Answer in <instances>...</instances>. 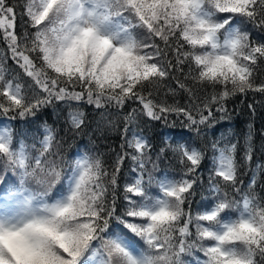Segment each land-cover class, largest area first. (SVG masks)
<instances>
[{
	"label": "snow or ice",
	"instance_id": "snow-or-ice-1",
	"mask_svg": "<svg viewBox=\"0 0 264 264\" xmlns=\"http://www.w3.org/2000/svg\"><path fill=\"white\" fill-rule=\"evenodd\" d=\"M252 30L264 33V0H0V117L25 119L64 102L79 129L84 113L73 102L122 109L137 101L151 120L183 117L199 134L214 121L213 105L225 113L236 95L264 94V42ZM9 53L22 74L8 70ZM169 78L188 93L187 106L155 98ZM136 115L124 117L111 171L97 154L68 160L52 127L31 144L14 126L0 127V183L9 172L17 178L0 202V264H264V199L255 179L247 188L238 179L237 145L212 144L213 203L193 214L203 149L169 143L180 171L155 177L150 141L136 130L129 138ZM126 159L134 175L117 214Z\"/></svg>",
	"mask_w": 264,
	"mask_h": 264
},
{
	"label": "trees",
	"instance_id": "trees-1",
	"mask_svg": "<svg viewBox=\"0 0 264 264\" xmlns=\"http://www.w3.org/2000/svg\"><path fill=\"white\" fill-rule=\"evenodd\" d=\"M22 25L17 21V32L21 31ZM250 27V26H249ZM252 38L258 42H264V33L252 30ZM7 48L3 40L0 39V53L6 52ZM6 66L10 72L22 74V69L11 59L8 54ZM187 66H185V72ZM178 79L183 80L182 73H175ZM27 80L28 78L25 77ZM264 79V70L258 73V80ZM191 84V81H186ZM169 88L175 89V95L169 92ZM197 92V96L203 97L210 92ZM157 101H167V103H178L180 106H187L191 100L187 92L180 89L176 80L169 78L164 82L158 93H155ZM72 107H79L84 113V123L79 129H73L69 121V107L64 102H56L40 109L35 116H29L25 119L9 121L8 126H14L17 131L23 133V139L28 144L33 142V137L39 139L43 136L45 126L56 130L58 139H61L64 146V155L68 160L76 157V153L88 152L89 154L100 155L105 165L111 171L115 163L117 154L121 152L120 145L124 142L123 129L126 121L125 116L130 114L133 109L137 110L135 123L129 124V138L132 130L142 133L151 143L152 159L158 165L153 170V175L157 178L165 173L169 176L177 175L180 166L176 162L172 152L168 149V144L176 142L187 143L203 149L205 159L198 170L202 184L196 186L195 195L192 197L191 210L195 214L203 211L205 206L213 203L212 195L208 190V175L212 168L213 156L212 144L218 143L223 146L225 143H234L237 145V160L241 167L239 169L238 179L242 181L243 187L247 188L249 183L255 179L254 193L261 199H264V94L249 92L245 95H236L226 102L227 112H215L213 105L214 121L211 126H201L200 133L189 130L183 117H169L168 123L163 121H153L143 114L142 106L137 101H129L122 109L108 107L107 109H97L94 105L86 102L72 103ZM223 117V118H222ZM249 136L251 139L249 140ZM252 146L251 164L244 163V153L246 144ZM165 149L161 153V149ZM126 151H132L125 148ZM259 165V167H258ZM133 163L126 159L122 165L118 177L120 188L117 189V214H122L126 202L124 201L123 185L127 183L132 176ZM11 172L6 176L11 178ZM60 187L59 185L57 186ZM155 191V188H153ZM235 215V213H230ZM112 226H115L113 223ZM122 227V226H121ZM111 231V227L109 229ZM126 231V230H125ZM138 239V238H136ZM142 243V242H141ZM195 258L203 259L200 252L194 253ZM194 257L185 256L186 261L193 260Z\"/></svg>",
	"mask_w": 264,
	"mask_h": 264
},
{
	"label": "rangeland",
	"instance_id": "rangeland-1",
	"mask_svg": "<svg viewBox=\"0 0 264 264\" xmlns=\"http://www.w3.org/2000/svg\"><path fill=\"white\" fill-rule=\"evenodd\" d=\"M5 125H9V123L6 120H0V127L5 126Z\"/></svg>",
	"mask_w": 264,
	"mask_h": 264
}]
</instances>
